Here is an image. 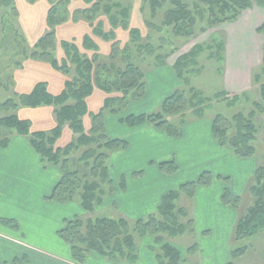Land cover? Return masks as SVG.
I'll use <instances>...</instances> for the list:
<instances>
[{
  "label": "trees",
  "instance_id": "16d2710c",
  "mask_svg": "<svg viewBox=\"0 0 264 264\" xmlns=\"http://www.w3.org/2000/svg\"><path fill=\"white\" fill-rule=\"evenodd\" d=\"M84 1L89 7L76 11L71 17L66 9L61 11L58 5L52 6L46 16V33L36 41L29 55V58L46 62L65 75L67 78L64 89L59 94L53 95L48 92L44 82H38L30 93L5 100L1 107L5 112L11 113L0 117V146L7 145L10 132L27 136L44 165L60 168L57 185L47 198L59 202H72L77 199L82 209L92 214L103 204L105 196L113 195L115 192L108 167L110 153L127 147L125 140L107 136L104 115L117 114L129 101L142 99L146 94L145 74L133 63L130 48L127 46L129 44L122 48L119 46L115 38V29L127 30L130 44L136 46L138 52L141 51V55L145 53V49L150 53H153L154 49L149 43L147 46L141 45L140 31L129 24L128 7H124L117 0ZM143 2L148 4L152 11L167 4L169 7L164 12L162 24L172 25L174 32L184 36L193 33L197 19H204L205 11L202 8L204 6L209 13L210 25L232 21L241 11L250 8L254 3L264 8V0H196L192 9L184 0H143ZM78 14H81L90 25L94 36L111 42L110 52L103 61L98 45L89 34L83 36L82 47L92 52V58L81 53L74 43L68 41L61 42L64 56L60 59L55 56V28L68 19L76 21ZM101 14L106 17L111 27L108 31L103 29V20L98 18ZM258 32L264 34V23L258 28ZM195 55L196 53L192 51L180 56L173 65L177 78L183 84H186V81L182 67L187 61L195 62L193 60ZM157 59L158 64L162 65V59L160 57ZM71 72L75 73L74 76H71ZM102 75L104 78L101 77ZM94 85L106 93V98L100 110L90 115L91 128L85 132L83 121L88 116L86 99L92 94ZM259 89L264 100V82L259 85ZM185 93L184 89L175 90L162 102L158 110L137 115L130 114L122 118L121 122L131 127L151 124L169 136L178 137L181 135L180 128L172 127L170 119L179 116L184 122L183 118L186 117L188 110H191L196 118H202L204 107L209 105L205 104L203 98H198L196 92L189 97ZM237 98L236 95L232 96L231 102L236 101ZM231 104L229 102V105ZM44 105L54 109L56 125L49 132L31 131V123L28 119H22L12 113L20 106L36 108ZM253 116V111L247 115L237 112L231 117L216 114L212 119V133L216 142L222 147H229L238 157L253 156L255 148L252 142L257 134ZM64 125H68L77 136L65 146H56ZM232 130L233 134H231ZM79 150L82 152L78 160L86 170L84 173L72 171L68 165L69 154ZM159 168L163 173L173 174L178 166L174 159H170L159 163ZM141 172L138 170L133 174L137 175ZM214 178L224 180L226 184L229 182V177L221 175L214 177L211 172L204 171L196 180L182 183L177 189L164 194L156 212L145 219L135 220L133 225L124 217L85 219L74 217L66 220L57 233L70 247L76 264H85L90 252L97 253L111 264H135L137 261L135 237L142 238L147 235L154 237L157 246V250L155 248L154 250L159 264H181L180 251L166 241V237L180 236L186 230L185 225L180 223V217H186L188 213L184 208L177 207V200L181 194L193 197L198 186H207ZM124 183L125 179L122 177L119 187L123 188ZM249 190L253 202L236 221L233 231V240L236 241L253 236L264 229V166L255 169ZM221 200L223 204L234 209H238L241 204V197L234 194L228 186L223 188ZM247 250V245L233 248L231 258H238Z\"/></svg>",
  "mask_w": 264,
  "mask_h": 264
},
{
  "label": "rangeland",
  "instance_id": "374dc122",
  "mask_svg": "<svg viewBox=\"0 0 264 264\" xmlns=\"http://www.w3.org/2000/svg\"><path fill=\"white\" fill-rule=\"evenodd\" d=\"M25 1L27 5L31 6L28 7L23 5L27 13L30 11L27 24L29 28L32 29L31 31H37L40 29L41 21L38 17H35L33 20V15L35 14L40 0ZM110 1L112 2V0ZM194 1L196 0H184L190 9H192ZM47 2L45 17L47 16L48 10L56 5L59 6V10L61 11L66 9L69 17L76 11L78 12L89 7V4L84 0H47ZM117 2L129 8V24L131 27L140 31L141 45L147 46L149 43L154 49L153 53L145 49V53L141 55V51L138 52L137 47L130 44L128 31L121 28L115 29V38L119 46L122 48L129 44L127 46L130 48L131 59L144 74L154 67L161 66L157 62L158 57L162 59V65L173 67L178 57L194 51L196 53L193 59L195 62L192 63V61H187L182 67V73L186 84H183L182 81L177 78L178 85L174 88V91L184 89L187 97L192 96V93L196 92L198 98H203V100L206 101L205 104L209 105L206 108L204 107V116L202 118L208 119V121H212L213 117L219 113L231 117L237 112H242L244 115H247L251 111L254 112L253 122L257 128L255 140L252 142L255 148L254 155L249 157H238L233 153L234 155L231 160H229L228 156H225L224 164L222 163L218 167H216L214 163L211 166L209 165L214 172L220 170V172H227L226 174L231 175L230 182H232H228L227 185L231 186L234 194L241 197L239 214H244L253 202L249 186L253 183L254 171L258 166H264V100L261 98L259 89V85L264 82V34L258 32V28L264 23V8L254 3L250 8L241 11L232 21L210 25L208 23L209 13L207 7L204 6L202 7L205 11L203 15L204 19H197L193 33L184 36L174 32L172 25L165 26L162 24L164 12L169 7L167 4L156 11H152L151 7L143 2V0H117ZM20 16L17 0H0V117L11 113L5 112L1 104L8 98L14 97L12 75H14L16 67L20 66L23 60L28 59L33 51V44L29 43L30 37L28 31L23 33L22 19ZM77 16L78 18L76 21L68 19L65 23L57 27H64V24L70 23L72 26H76L77 29L81 30L82 33H84L83 36L87 35V33L91 35L93 41L101 47L99 48V53L103 61V58L107 57L110 52L111 42L104 41L94 36L90 25L82 15L78 14ZM98 18L103 20V29L108 31L111 27L106 17L101 14ZM94 23H96V21ZM45 30H47V27ZM44 33H46V31ZM83 36L82 39L68 40V42L74 43L81 53L92 58V52L82 47ZM56 49L58 52L57 58H62L64 52L61 45L57 44ZM54 54L56 56V50ZM74 74V72H71V76H74ZM156 75L159 79L162 78L165 83H170L171 81L166 70ZM110 76L112 77V74H110ZM101 77L104 78L103 75ZM94 88H97V86L94 85ZM189 90L193 92L191 91L190 93ZM234 95L238 96V98L236 101L231 102V98ZM225 97L227 99H225ZM144 98L145 96L139 100L129 101L116 115L124 116L130 111L135 114L153 112L155 109L149 110L150 107L152 108L151 105L153 100L147 104L148 102H143L146 99ZM195 100L194 98V101ZM229 102L232 104L229 105ZM130 105L131 108L129 109ZM111 116L116 117L115 114L106 113L104 118L106 119ZM193 118L196 117L191 110H188L186 112V117L183 118L185 119L184 122L181 121L182 118L179 116L172 117L170 120L172 127L180 128V133H182L185 127H195V125H188ZM204 119L197 125H201V127H210V122H206ZM233 133L234 131L232 130L231 134ZM190 134L191 131L186 133L187 138L184 141L185 146L191 142L189 138ZM204 134L206 133L204 132ZM204 134L201 136L204 137ZM56 146L58 145L56 144ZM203 148L207 149L205 137L201 140L195 139V141H192L191 147L186 149V153L181 155L178 150V160L180 162H183L184 159L199 161L197 160L198 156L195 155V152L201 151ZM81 152L82 150L77 152L72 151L68 156V165L72 171L84 173L86 170L82 162L78 160ZM201 163L203 162L200 160L196 164V169H194L193 174L190 175L189 173L188 176L192 180H196L202 174V170L207 168L208 165H200ZM109 164L110 161H108V165ZM115 167L116 164L112 161V168L115 169ZM184 167L185 166L182 164H180V167L178 166L179 170L177 169V171H179V179H182V175L187 176V173L183 172ZM127 173L130 175V171ZM119 183L120 180L118 181V184ZM108 196L110 195L105 196V198ZM107 201L109 202V200ZM74 202H78V200L75 199ZM69 207V211L72 213L76 212L77 208L74 204H70ZM177 207L187 209L191 213L193 211V203L185 196L181 198L179 203L177 202ZM81 213V210H79L77 217L83 219L89 217L117 218L113 207L109 205L103 207L102 204L96 208L92 215L86 212H84V214ZM134 222L135 221H131L130 223L133 225ZM191 222L188 215L186 217L181 216L180 223L184 224L186 227L184 233L174 238L166 237V241L174 245L180 251L182 258L181 264H193V261L195 262L196 260L197 263H200V260H202L198 258L195 243L200 242L203 244L204 237L199 238L197 234L195 235L192 226H190ZM52 223L51 221L50 224L46 223L43 224L44 227L40 225L38 228V223L30 219L28 223L24 224L22 222L24 227L21 228L22 225L19 224L18 226L17 222L10 219L0 221V228L2 230L19 238L23 243L22 246L17 249L19 253H23L19 257L21 260L17 264H68L72 260V262L76 263L72 258L68 244L58 233H54L57 227H52ZM63 226L64 225H62V227ZM33 230L36 231V234H34ZM23 233H25V235H23ZM136 240L138 244H140L138 237ZM232 245L233 248L248 245L249 249L247 250L246 256L241 258L239 262L231 258L229 261L230 263L227 262V264H264V232L254 237H246L241 241L233 240ZM7 248H10V246L4 244L0 245L1 255L2 253H6L5 250ZM7 252H9V250ZM91 253L95 252H90L87 257L91 255ZM205 253L208 254L207 251H204L205 256ZM214 255L217 256L215 259L219 258L222 261L224 253L222 251H213L210 260H204V264H214ZM109 264L111 263L109 262Z\"/></svg>",
  "mask_w": 264,
  "mask_h": 264
},
{
  "label": "crops",
  "instance_id": "0c3cea01",
  "mask_svg": "<svg viewBox=\"0 0 264 264\" xmlns=\"http://www.w3.org/2000/svg\"><path fill=\"white\" fill-rule=\"evenodd\" d=\"M17 2L22 19L23 33L28 31L30 37L29 43L34 45L46 31L45 11L48 2L47 0L39 1L33 15V20L35 17H38L41 21V26L39 30L34 32L31 31L32 29L27 24L30 11L27 13L23 5L31 6L27 5L25 0H17ZM64 25V27L60 26L55 30L56 57H58L57 44L61 45L62 41L82 39L84 34L70 23ZM98 47L101 48L100 46ZM163 70L168 72L171 78L170 83H165L162 78L156 77V74H160ZM66 78L65 75L52 68L46 62L31 58L25 59L20 66L16 67L15 73L12 75L13 98L21 94L30 93L38 82H44L48 92L57 95L64 89ZM145 83L146 99L144 98L143 102H148L147 104H149L153 100L152 108L150 107L149 110L155 109L153 110L154 112L174 92V88L178 85V79L172 66L161 65L145 73ZM105 98L106 93L98 88H94L92 94L86 99L88 116L83 121L85 132H88L91 128L90 115L100 110ZM130 108L131 105L129 106ZM53 110L52 107L45 105L36 108L20 106L12 113L17 114L22 119H28L31 123V131L49 132L56 125ZM130 114L137 115L130 111L124 116H117L115 114L116 117L104 118L107 136L127 142L125 149L110 153V164L108 167L115 192L113 195L104 198L102 204L103 207L108 205L113 207L117 217H124L131 222L137 219H145V217L155 213L164 194L177 189L182 183L192 181L188 175L189 173L190 175L193 174L196 164L200 160L203 162L200 165H208L202 172L209 171L213 175L229 177L230 182L231 175L226 174L227 172H220V170L214 172L210 168L213 163L216 167L222 163L224 164L225 156H228L229 160H231L234 155L229 147H222L216 142L212 133V121L204 118H193L188 125H195V127H185L183 129L184 132L180 136L172 137L151 124L131 127L121 122L122 118ZM138 114H142V112ZM203 119L206 122H210V127L197 125ZM188 131H191L189 136L191 142L185 146L184 141L187 138L186 133ZM202 134H204L207 149L203 148L201 151L195 152L199 161L184 159L183 162H180L178 160V150L181 155L186 153V149L191 147L192 141L204 138ZM76 136L68 125H64L56 144L61 147L65 146ZM170 159H174L179 167L180 164L184 165L183 172L187 173V176L182 175V179H179V171L173 174L163 173L159 168V163ZM112 161L116 164L115 169L112 168ZM139 169L142 172L134 175V171H138ZM126 171H130V175ZM122 177H124L125 183L124 187L120 188L118 181ZM59 178L60 168L58 166L44 165L39 154L31 146L27 136L14 132L8 133L7 145L5 147L0 146V221L10 219L17 222L18 226L19 224L22 225L21 228L24 227L22 222L24 224L28 223L30 219L38 223V228L40 225L44 227L43 224H50L52 221V227H57L54 233H57L61 229L58 227H62L66 220L77 217L79 210H81V214H84L85 211L79 202H59L47 198L56 187ZM226 186L228 185L224 180L214 178L209 185L198 186L193 197L190 198L181 194L177 200L179 203L181 198L185 196L193 203L192 213L187 209L185 210L188 212V218L192 221L191 225L195 235L197 234L199 238L204 237L203 244L200 242L195 243L198 258L202 260H200V263H197V260L193 261V264H204V260H210L213 251H222L224 253L222 261L219 258L215 259L217 256L214 255V264H227L231 259L233 231L236 221L240 216V207L234 209L222 203L221 194L223 188ZM228 187L233 192L231 186ZM70 204L76 206V212L72 213L69 211ZM33 231L36 234V231ZM263 232L264 229L250 237L257 236ZM138 238L140 244H138L137 240L135 241L137 250V261L135 264H159L154 250V248L157 250L154 237L147 235ZM1 244L8 245L10 248L5 250L6 253H2V255L0 253V264L19 263L21 260L19 257L23 254L17 250L23 244L21 240L0 228ZM8 250L9 252H7ZM204 251L208 252V254L205 253L206 256L204 255ZM246 254L247 251L242 256L235 258V261L239 262ZM72 261L68 264H76ZM86 264H109V261L97 253H91L86 258Z\"/></svg>",
  "mask_w": 264,
  "mask_h": 264
}]
</instances>
